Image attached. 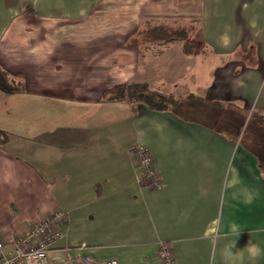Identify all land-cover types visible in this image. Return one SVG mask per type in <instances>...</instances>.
Returning a JSON list of instances; mask_svg holds the SVG:
<instances>
[{"label": "crops", "instance_id": "1", "mask_svg": "<svg viewBox=\"0 0 264 264\" xmlns=\"http://www.w3.org/2000/svg\"><path fill=\"white\" fill-rule=\"evenodd\" d=\"M190 22L192 55L154 32ZM0 69L20 87L0 91L8 250L60 213L55 263L70 250L96 264H162L168 243L176 264H264V168L252 143L264 129L243 136L264 118V0H0ZM133 84L194 98L178 113L108 99ZM215 102L222 112L206 106ZM136 145L161 189L141 182Z\"/></svg>", "mask_w": 264, "mask_h": 264}, {"label": "built area", "instance_id": "2", "mask_svg": "<svg viewBox=\"0 0 264 264\" xmlns=\"http://www.w3.org/2000/svg\"><path fill=\"white\" fill-rule=\"evenodd\" d=\"M133 159L140 171V179H149L154 188L163 187L161 176L157 172L149 149L143 145L132 148ZM63 215L55 213L46 216L43 221L34 226L29 232L20 237L12 250L7 249L3 234L0 232V264H96L88 256L78 252L66 250V259L55 263L50 259V251L63 234L59 224ZM159 259L162 264H176L172 247L168 243H161ZM103 264H119L116 260L105 261Z\"/></svg>", "mask_w": 264, "mask_h": 264}, {"label": "trees", "instance_id": "3", "mask_svg": "<svg viewBox=\"0 0 264 264\" xmlns=\"http://www.w3.org/2000/svg\"><path fill=\"white\" fill-rule=\"evenodd\" d=\"M32 12L30 8L26 7L25 12ZM158 35V39L164 43H171L175 41H183L185 43V51L191 54L192 50L188 47L190 46V41H187L189 34L188 31H176L171 32L165 28L155 29L154 32ZM154 33V34H155ZM189 45V46H188ZM192 48V47H191ZM0 91L6 94H14L20 91V87L15 84H11L7 75L0 69ZM194 97L190 96L185 99H175L173 96H165L163 94L151 91L149 86L146 84H133L126 86H119L116 89L112 90L109 94V100L111 101H128L130 103H139L143 104L147 109L152 111H166L172 110L176 113L182 109L184 105H187L192 102ZM191 101V102H190ZM206 106L215 109L218 111L220 109L222 112V105L219 102L212 104H207ZM238 123L241 124L240 118H238ZM222 122L213 121V125L216 128H221ZM261 126L264 129V118L255 116L251 122H248L247 127L245 128L243 136L248 129L249 125ZM257 124V125H256ZM253 129H251L252 131ZM248 135V134H247ZM250 136L252 134H249ZM255 137V136H254ZM9 134L0 130V147H4L9 142ZM253 151L255 152L261 168H264V152L262 147H264V132L258 133V139L253 140ZM251 143V144H252ZM141 182L143 185L154 188L152 182L149 179H142Z\"/></svg>", "mask_w": 264, "mask_h": 264}, {"label": "rangeland", "instance_id": "4", "mask_svg": "<svg viewBox=\"0 0 264 264\" xmlns=\"http://www.w3.org/2000/svg\"><path fill=\"white\" fill-rule=\"evenodd\" d=\"M173 24H175V23H173ZM174 26V25H173ZM176 26V25H175ZM177 27V26H176ZM164 28H166V29H169L170 27L168 26V27H164ZM175 29V28H174ZM181 29V30H180ZM183 30H186V31H188V34H189V37H188V39H187V41H190V46L188 47L190 50H192V52H191V55L192 54H195L194 52H198V51H196V50H194L195 48H196V46H198L199 45V40H198V37H197V35H196V24H194L193 22H190L188 25H187V28H186V26H184V27H181V28H179L178 27V29L176 28V30H174L175 32L176 31H183ZM192 47V48H191Z\"/></svg>", "mask_w": 264, "mask_h": 264}, {"label": "clouds", "instance_id": "5", "mask_svg": "<svg viewBox=\"0 0 264 264\" xmlns=\"http://www.w3.org/2000/svg\"><path fill=\"white\" fill-rule=\"evenodd\" d=\"M251 254H252V256H256V255H258V254H259V249H257V248H253V249L251 250Z\"/></svg>", "mask_w": 264, "mask_h": 264}]
</instances>
